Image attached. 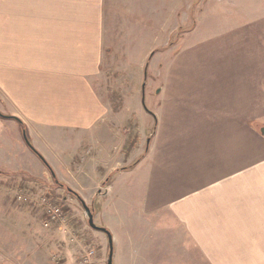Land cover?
I'll list each match as a JSON object with an SVG mask.
<instances>
[{
	"label": "crops",
	"instance_id": "1",
	"mask_svg": "<svg viewBox=\"0 0 264 264\" xmlns=\"http://www.w3.org/2000/svg\"><path fill=\"white\" fill-rule=\"evenodd\" d=\"M107 3L0 0V177L31 176L34 168H44L24 133L53 165L72 163L76 156L87 161L100 150L89 143L102 142L110 132L117 138L126 135L116 131L114 110L101 87L110 54ZM251 36L257 41L259 32ZM261 74L258 69L240 71L235 86L228 77L202 95V89L195 91L185 133L167 131L169 120L164 124L158 108L156 132L138 163L147 165L138 189L127 186L126 175L133 169L114 166L107 171L102 183L107 180L112 191L115 180L130 188L132 197L143 191L138 207L145 227L147 222L151 227L152 217L171 222V227L155 226L157 253L167 245L160 230L176 226L208 264H264V135L252 114L254 104L264 102ZM83 164L75 169L83 172ZM129 212L124 221L135 217L127 218ZM111 223L117 226V218L107 225ZM152 236L140 234L141 252Z\"/></svg>",
	"mask_w": 264,
	"mask_h": 264
},
{
	"label": "rangeland",
	"instance_id": "2",
	"mask_svg": "<svg viewBox=\"0 0 264 264\" xmlns=\"http://www.w3.org/2000/svg\"><path fill=\"white\" fill-rule=\"evenodd\" d=\"M107 4L110 54L101 87L114 110L116 131L127 133L117 138L110 132L102 142L89 143L100 146L99 152L87 161L76 156L71 161L74 166L48 162L59 183L45 165L41 170L34 168L31 176L0 177L4 264H107V235L89 225L83 204L68 187L92 209L98 226L107 227L117 218V226L112 222L107 227L114 239L113 264H208L174 221L175 230H160L167 245L162 254L157 253L154 246L160 245V239L155 226H170L171 222L152 217L151 227L149 222L145 227L138 207L143 191L132 197L130 188L120 186L122 181L113 180L117 181L113 191L107 180L102 182L114 166L128 167L143 157L149 135L156 132L158 108L164 124L169 120L164 125L167 131L185 133L190 117L187 107L195 91L202 89V95L207 87L222 86L228 77L235 86L240 71L257 69L262 73L259 86L264 89V0H108ZM257 32L255 41L251 33L256 37ZM254 105L253 123L261 130L264 102L259 99ZM145 162L130 168L133 172L126 175L127 186L138 189L142 185ZM78 163H87L83 172L75 169ZM112 192L115 197L108 202ZM52 206L60 209V216L48 219ZM127 210V218L134 215L133 220L122 219ZM148 231L153 239L147 243L148 251L142 246L141 252L140 234Z\"/></svg>",
	"mask_w": 264,
	"mask_h": 264
},
{
	"label": "water",
	"instance_id": "3",
	"mask_svg": "<svg viewBox=\"0 0 264 264\" xmlns=\"http://www.w3.org/2000/svg\"><path fill=\"white\" fill-rule=\"evenodd\" d=\"M147 66H146V69H145V78H146V74H147V72H146L147 71ZM145 86H146V83L143 84V88ZM260 131L264 135V127ZM24 139H25L26 143L28 144V146L37 154L36 149L33 147L32 143L28 140L26 133H24ZM150 139H151V137L148 138V144L147 145H149ZM53 175L56 176L55 172H53ZM81 203L83 204V206L85 208V211H86V214L88 216L89 225L93 229L102 231V232H104L107 235V237H108V243H109V256H108L107 264H113L114 239H113L112 232L107 227L98 226L95 223L94 212L92 211V209L86 204V202L82 198H81Z\"/></svg>",
	"mask_w": 264,
	"mask_h": 264
},
{
	"label": "trees",
	"instance_id": "4",
	"mask_svg": "<svg viewBox=\"0 0 264 264\" xmlns=\"http://www.w3.org/2000/svg\"><path fill=\"white\" fill-rule=\"evenodd\" d=\"M27 138H28V136H27ZM28 140H29V138H28ZM30 141V140H29ZM36 152H37V155L42 159V161L45 163V165L47 166V168H48V170L51 172V175H52V177L54 178V180L57 182V183H59L58 182V179H56V176H54L53 175V172H54V170L52 169V167H51V165L45 160V158H43V156L36 150ZM139 159H138V162L136 163H133V164H131L130 166H128L127 168H131V167H134L135 165H137L138 163H139ZM61 184V183H60ZM63 185V184H62ZM68 190L71 192V193H73L80 201H81V196L78 194V193H76L74 190H72L71 188H69L68 187Z\"/></svg>",
	"mask_w": 264,
	"mask_h": 264
},
{
	"label": "built area",
	"instance_id": "5",
	"mask_svg": "<svg viewBox=\"0 0 264 264\" xmlns=\"http://www.w3.org/2000/svg\"><path fill=\"white\" fill-rule=\"evenodd\" d=\"M60 209L57 206H52L51 208H49V210L47 211V215H48V219H53L56 216H58L60 214ZM57 214V215H56ZM60 216V215H59ZM47 219V220H48ZM46 220V223H49V221Z\"/></svg>",
	"mask_w": 264,
	"mask_h": 264
}]
</instances>
